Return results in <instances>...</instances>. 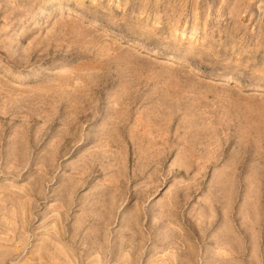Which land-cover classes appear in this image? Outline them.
<instances>
[{
    "label": "rangeland",
    "instance_id": "374dc122",
    "mask_svg": "<svg viewBox=\"0 0 264 264\" xmlns=\"http://www.w3.org/2000/svg\"><path fill=\"white\" fill-rule=\"evenodd\" d=\"M0 264H264V0H0Z\"/></svg>",
    "mask_w": 264,
    "mask_h": 264
},
{
    "label": "bare ground",
    "instance_id": "6f19581e",
    "mask_svg": "<svg viewBox=\"0 0 264 264\" xmlns=\"http://www.w3.org/2000/svg\"><path fill=\"white\" fill-rule=\"evenodd\" d=\"M4 249V248H3ZM17 252V251H16Z\"/></svg>",
    "mask_w": 264,
    "mask_h": 264
}]
</instances>
